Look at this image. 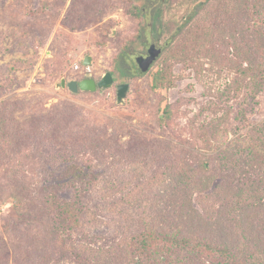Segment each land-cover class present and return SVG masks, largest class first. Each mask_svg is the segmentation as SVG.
Segmentation results:
<instances>
[{
	"label": "rangeland",
	"instance_id": "obj_1",
	"mask_svg": "<svg viewBox=\"0 0 264 264\" xmlns=\"http://www.w3.org/2000/svg\"><path fill=\"white\" fill-rule=\"evenodd\" d=\"M162 1L0 0V119L8 126L0 140V264H42L35 255L46 243L61 247L36 236L30 248L15 236L48 202L51 218L67 226L62 242H88L69 251L86 257L77 264H128L131 238L149 231L232 254L183 251L172 264H264V84L249 86L236 73L243 41L235 50L217 35L216 9L228 0ZM140 5L158 9L156 30ZM151 44L160 52L142 71L136 58ZM107 71L108 88L73 93L61 85ZM121 83L129 86L118 101ZM79 169L82 177L67 182L64 172ZM231 173L242 188L259 189L261 206L234 210L235 191L220 181ZM35 190L43 193L36 202ZM250 194L243 199L257 198ZM49 251L51 264H75Z\"/></svg>",
	"mask_w": 264,
	"mask_h": 264
},
{
	"label": "trees",
	"instance_id": "obj_2",
	"mask_svg": "<svg viewBox=\"0 0 264 264\" xmlns=\"http://www.w3.org/2000/svg\"><path fill=\"white\" fill-rule=\"evenodd\" d=\"M219 2L221 4L220 7L223 10L216 9L218 13V15L216 16L217 17L216 31L218 33L217 35H219L221 38L224 36H228V38L232 41V45L235 44L233 45V48H235V50L236 49L238 50V47H236L237 44L236 42H240L241 44L243 41V45H244L241 59L245 64L244 67L236 71V73H238L239 75L243 74L244 77H247L248 80L245 81V84L248 83L249 86L250 83H257L259 85L264 84V0H228L226 3L221 1ZM159 3H163V1L159 0ZM225 9L227 13L225 12ZM138 11L143 15L148 14L152 18L151 26H153V29L156 30L157 27L155 20L159 19L158 17L160 14L158 9H153L149 5L148 6L140 5V7H138ZM223 11L226 15H228L227 16L228 19L222 18L221 14H223ZM193 17L194 16H189L188 20L192 19ZM207 34H208L207 32H203V36H206ZM210 34L213 35V32L210 31ZM195 45H198V41H195ZM107 72L111 74L114 83L113 73L110 71ZM157 80H163V74H160V72L157 73L155 76V82ZM125 84L128 85V83ZM97 89H101V88H97ZM6 124H5V118L3 120L0 119V132L2 131L0 133L1 134L0 140L6 136L5 134H7L5 130H8L7 128L8 126ZM21 130H24V128H21ZM49 131H50L49 128L46 129V134L49 133ZM8 136L10 139V135ZM243 136L245 135H242L241 137ZM21 139L22 138H20L19 141H21ZM0 144H2V141L0 142ZM225 149H224V153H226ZM6 159L7 161H10L11 157H7ZM235 162H233L232 160H228L225 161L223 165L227 167V170H229V166L231 170H234L236 166ZM243 172L244 171L242 172L239 171L240 174H242ZM64 173L68 178L67 182H70L72 178L74 179L75 177H80V176L82 177L83 175L82 169H79L77 171L73 170V173L71 174L69 172H64ZM215 176H217L218 179L220 178L217 173ZM220 181L223 183V186L221 184L220 185L224 190L227 189V191L229 190L231 192L235 191L233 195V197L235 198V202L234 203L232 202L234 204V206H232L233 208H235L234 210L237 211L238 209H248V207L258 208L263 203L262 198L260 196L257 197L256 195V192H258L259 189H257L256 186H254V188L253 187L242 188L241 185L239 184L240 183L244 184L245 181L244 180L241 181L238 177H235V173L233 174L231 173L230 176L229 175L221 176ZM29 187H31V185ZM29 187L20 188V191L19 190L18 191L31 193L30 192L31 189H29ZM42 187H45V185L42 184ZM247 190L251 191L250 194L251 196L257 198L254 199L253 201H245L243 199L244 197L243 195L244 192H246ZM36 191L37 190H35V192ZM41 194L43 193H39L37 191V195L33 196L32 200L36 202L37 199L41 198ZM49 199L47 200V202L49 201ZM64 204L66 205L67 203ZM182 206L183 205H181V207ZM188 208L194 209L191 203L188 204ZM44 210L45 211L42 213V215L47 213L48 214L47 219L43 218L42 215L37 219L33 218L31 222L25 225V227L20 228L18 231H16L15 236H18L17 239L21 241L24 239L28 240L27 244L31 242V244L29 245L30 248L31 245L34 246V241L36 236H37V241L35 242L37 243L41 237L43 238L45 236L50 237L52 242H55L56 240L57 242L61 243L62 244L61 247L57 249L55 248L56 247L55 244L51 245L48 248L47 246L48 244L46 243L43 250V255H40V253L38 255L36 253L35 259L39 257V259L45 262L42 264H51L50 261L51 257L49 251L51 249L54 250L55 254L57 253L58 250H60L61 251L60 254L62 256H60L59 258H61L62 260L70 258L75 262V264L78 263V260H81L82 258L85 259L86 257L84 258L81 255L78 256V254H73L69 252L72 251L75 246H79L81 244H83L84 249H87L85 247L86 245L87 246L89 245L87 244L88 242L84 241L85 238H83V240L78 239L68 244V241L70 240L67 237L65 239L66 241L62 242V240H64L65 238V236L63 235L67 234L68 232L67 226L62 222L55 221L56 219L55 214L51 218L50 202H48ZM72 210H73L72 207L70 208L69 206H65V209L63 211L66 212L69 221L72 223L71 227L79 230V222L77 219L78 215H75ZM80 210H83L82 207L80 208ZM71 211L72 214L70 213ZM163 234L164 233H160V232L153 233L149 231V232L139 233L138 235L132 237L129 246H127L128 248L127 252L129 255L128 264H170L171 261L175 259V257H177L178 254L183 251H189L191 253L200 255L202 251L207 250V253L210 252L216 253L222 255L223 257L225 256L228 259L232 256V254L231 255L229 254L231 250H229L227 247L212 246L210 244L197 242V241L192 242L189 239H184V238L179 239L173 235H169V234L163 235ZM21 235L24 236L19 237ZM72 244H74V246H72ZM173 255H175V257ZM176 264L179 263L176 262Z\"/></svg>",
	"mask_w": 264,
	"mask_h": 264
},
{
	"label": "water",
	"instance_id": "obj_3",
	"mask_svg": "<svg viewBox=\"0 0 264 264\" xmlns=\"http://www.w3.org/2000/svg\"><path fill=\"white\" fill-rule=\"evenodd\" d=\"M154 45L151 44L148 49V56L142 57L139 56L136 58L138 66L142 71L147 70L149 65L152 63L155 56L160 52V49H157L153 52ZM83 65L88 66L90 63V56L86 55L83 60ZM113 84V78L109 72H105L99 79H94L89 74H86L83 79L75 80L71 79L66 81L64 79L61 80V85L66 86L71 92L76 93L77 91H95L97 88H108ZM128 85L123 83L117 85V100L121 101V99L125 96Z\"/></svg>",
	"mask_w": 264,
	"mask_h": 264
},
{
	"label": "flooded vegetation",
	"instance_id": "obj_4",
	"mask_svg": "<svg viewBox=\"0 0 264 264\" xmlns=\"http://www.w3.org/2000/svg\"><path fill=\"white\" fill-rule=\"evenodd\" d=\"M86 75V74H85ZM90 75V74H89ZM85 77V76H84ZM97 80V79H96Z\"/></svg>",
	"mask_w": 264,
	"mask_h": 264
}]
</instances>
